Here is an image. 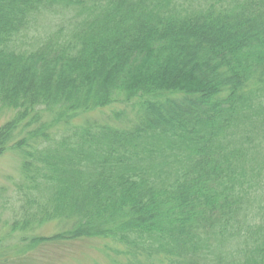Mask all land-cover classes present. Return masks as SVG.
<instances>
[{
    "label": "trees",
    "instance_id": "16d2710c",
    "mask_svg": "<svg viewBox=\"0 0 264 264\" xmlns=\"http://www.w3.org/2000/svg\"><path fill=\"white\" fill-rule=\"evenodd\" d=\"M45 12L74 15L20 45ZM3 110L0 263L104 238L124 264H264V0H0Z\"/></svg>",
    "mask_w": 264,
    "mask_h": 264
},
{
    "label": "rangeland",
    "instance_id": "374dc122",
    "mask_svg": "<svg viewBox=\"0 0 264 264\" xmlns=\"http://www.w3.org/2000/svg\"><path fill=\"white\" fill-rule=\"evenodd\" d=\"M46 13L41 14L29 31L19 40L20 45L30 49L35 47L36 43L33 42V38H38V41L45 40L46 35L50 32H55L61 27L66 28L69 18L74 15L72 13L67 15ZM110 111V108L104 110L107 113ZM15 113L14 111H1L0 125L14 117ZM94 116L99 115L95 113ZM130 118H132V115ZM20 173L21 159L17 154L9 152L0 157V191L4 187L6 188L2 192V199H0V215L4 220L11 216L9 209L11 207L5 206L4 200L17 195V189L14 186L15 183L19 182ZM261 191L259 190L260 193ZM261 200L264 204V192L261 194ZM13 203H10V205L12 206ZM2 226L0 224V237L5 233V227ZM52 232H54L53 225L46 224L39 227L34 235H51ZM114 250H122V247L104 238H80L65 242H46L21 255H13L14 252H9L7 258L10 257V262L7 264H119L120 262L124 264V256L117 255ZM0 264L6 263L2 262Z\"/></svg>",
    "mask_w": 264,
    "mask_h": 264
}]
</instances>
